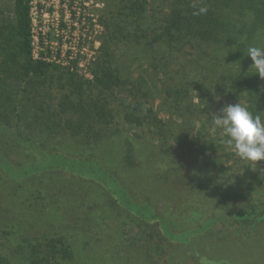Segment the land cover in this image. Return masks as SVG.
<instances>
[{"label":"trees","instance_id":"1","mask_svg":"<svg viewBox=\"0 0 264 264\" xmlns=\"http://www.w3.org/2000/svg\"><path fill=\"white\" fill-rule=\"evenodd\" d=\"M193 3L194 0H163L151 8V0H107L101 15L106 33L103 50L93 69V87L70 73L65 76L67 83L62 86L67 90L59 110L44 107L39 102H44V98L40 96L33 104L26 99L21 113L15 114L21 117L11 119L6 116L8 122L16 124L23 119L28 122V128L39 129L47 138L58 136L78 144V148L71 144L72 147L50 150L70 154L65 155L45 152L41 146L28 141L38 158L17 166L4 165L6 171L17 173V180L26 179L17 191L25 189L31 202L32 199L40 200L35 206L40 208L42 217H49V206L58 201L47 199L45 179L30 177L37 172L68 169L96 180L107 189L98 188L89 195L92 201L85 200L88 210L94 208V215L99 211L94 223L88 220L83 225L82 217L88 219L89 213L72 214L70 221L65 219L66 225L75 224L74 229L82 237L81 245L92 254V264H116L118 259L115 257L119 256L113 248L115 238L109 232L111 229L103 226L106 207L105 201L99 200L104 196L116 208H124L129 214L132 211L144 220L158 219L167 237L182 242L190 241L191 235L205 232L221 222L251 224L264 219V200L254 199L230 185L212 182L196 171L184 169L168 150L161 149L157 143H149L138 132L130 134L119 127L113 129V114L107 111L106 92L128 91L132 111L126 110V121L141 127L158 119L151 107L144 109V95H151L154 91L148 79L132 75L131 70L137 62L149 63L154 74L153 84L157 85L156 78L160 80L165 106L185 122L183 129L188 132L187 136L200 142L202 147L208 141L215 142L216 146L208 149L210 154L223 149L224 143L220 135L211 137L208 128L202 131L198 125L201 124L202 129L206 125L213 127L209 113L214 112L220 97L243 100L254 114L264 111V78L256 73L252 67L254 61L246 55L249 45L264 47V0H203L209 11L202 16L193 15ZM14 15L12 34L22 58L20 80H27L40 93L42 87L37 80L47 76L51 64L33 57L28 0H15ZM13 56L17 61L18 55ZM3 87L1 84L0 101L5 96L4 90H9ZM193 92L197 95L193 96ZM73 95H77V99L70 100ZM205 99L210 100L205 103ZM64 115L67 118L63 120ZM154 123L157 128L163 125L161 120ZM106 137L113 138L114 144L99 142ZM113 161L115 166H112ZM43 163L47 166L40 167ZM144 172L155 181L144 183ZM163 178H173L183 190L212 201L215 206L213 214L201 225L176 231L166 217L156 212L154 204L136 201L129 192L131 183H137L139 187L149 186L154 193L158 189L156 181ZM31 181L35 185L28 187ZM150 182H154V186ZM30 214L32 212H28ZM25 224L26 221L22 220L18 225L16 219L0 224L2 233L11 240V243L3 244L9 251L0 245V264H22L23 260L26 264H73L74 255L60 256L57 252V249L64 252L68 247L64 245L67 227L64 232L45 231L38 236L21 235L14 240L15 232L26 228Z\"/></svg>","mask_w":264,"mask_h":264},{"label":"rangeland","instance_id":"2","mask_svg":"<svg viewBox=\"0 0 264 264\" xmlns=\"http://www.w3.org/2000/svg\"><path fill=\"white\" fill-rule=\"evenodd\" d=\"M106 1L48 0V4L43 5L47 9V14L36 16L41 25V30L38 32L44 37L43 48L38 52L49 57L56 56L62 49L68 52L61 60L50 62V72L46 77L37 80L42 87L39 93L34 90L30 82L20 80L19 67L22 58L18 54L16 39L12 34L15 0H0V85L4 84L3 88L9 89L4 90L5 96L0 101V224L16 219V223L20 225L22 220L26 221V228L15 232L14 240L21 235L38 236L45 231L64 232V228L67 227L70 232L67 230L64 232L66 238L64 245L68 247L64 252H60L59 249L57 252L60 256L74 255V259H71L73 264H92L93 258L89 250L81 245L82 237L74 229L75 224L66 225L65 219L70 221L72 214L77 216L80 213H89L88 219L82 217V223L84 225L88 220L94 223L99 211L94 215V208H92L93 212L92 209L88 210L89 205H85V200L92 201L89 195L95 193L98 188L102 191L107 189H103L96 180L75 174L68 169L37 172L30 177L45 179L47 199L58 201L49 206V217H42L40 208L35 206L40 200L32 199L31 202L28 200L29 194L24 192L25 189L21 192L17 191L26 179L17 180L15 177L17 173L6 171L4 165L9 163V166L12 164L17 166L37 159L38 156L33 146L28 145V141L38 147L41 146L45 152L63 154L64 151L50 150L72 147V145L78 148V144L75 145V141L61 139L58 136L47 138L38 131L39 129L28 128L26 125L28 122L23 119L16 124L8 122L6 116L11 119L21 117L15 114L21 113L26 99L29 98V102L33 104L36 98L40 99V96L44 98V102L39 100L44 107L50 106L59 110L60 102L64 99L63 95L67 90L62 86L67 83L65 76L70 73L77 80H85L93 87V69L103 50L102 43L106 33V27L101 20ZM161 1L163 0H151L150 7L158 6ZM72 52L71 58L69 54ZM16 54L17 61L13 56ZM131 71L133 76H143L152 85L154 92L151 95L149 93L144 95L146 101L144 109L151 107L158 118L154 121L157 123L161 120L163 125L157 128L153 121L136 127L126 121L127 111H132V98L128 96L129 92L109 91L106 92L109 101L107 111L113 114L111 118L113 129L119 127L130 134L138 132L149 143H157L158 146H162L161 149L168 150L174 161L184 169L196 171L212 182L230 185L233 189L247 193L254 199L264 200V161L258 162L257 165L243 161L226 143L223 149L210 154L208 149H213L216 146L215 142L208 141L206 145L204 144L205 147H202L199 145L200 142H194L187 136L188 132L183 129L185 122L176 118L165 106L160 80L156 78L158 83L153 84L154 74L149 63L137 62ZM194 95H197V92H193ZM73 99H77V95L70 98ZM208 100L210 99H205L204 102L208 103ZM238 102L245 105L243 100L233 101L220 97L213 110L219 112L225 105ZM65 118L67 116L64 115L63 120ZM73 118L76 119L75 116ZM200 125L198 127L202 131L208 128L211 137L220 135V131L214 126L206 125L202 129ZM102 141L106 145L114 144L111 137L99 140ZM76 156L80 157V155ZM45 166L47 164L43 163L40 167ZM112 166H115V162ZM142 175L144 183L155 181L148 178L145 172ZM164 180L156 181L158 189L154 193L149 186L139 187V184L130 182L129 192L136 201L145 200L154 204L156 212L166 217L176 231L201 225L213 214L215 206L212 201L183 190L173 178ZM31 182L33 185H27L28 187L35 185L33 181ZM150 183L154 186V182ZM108 199L104 196L103 200L99 201H105L106 207L103 226L110 228L111 230L108 231L115 238L113 248H116L119 254V256L115 255L118 259L116 264H264V219H258L251 224L221 222L205 232L191 235L190 241L182 242L167 237L158 219L144 220L132 211V214H129L124 208H116L107 201ZM28 212L32 214L28 215ZM72 218H75V215ZM2 232L0 228V245L5 247L4 250L9 251L3 244L11 243V240ZM180 236L183 237L184 234L181 233ZM22 264L26 262L23 260Z\"/></svg>","mask_w":264,"mask_h":264},{"label":"clouds","instance_id":"3","mask_svg":"<svg viewBox=\"0 0 264 264\" xmlns=\"http://www.w3.org/2000/svg\"><path fill=\"white\" fill-rule=\"evenodd\" d=\"M193 15H207L209 9L203 0H194ZM247 56L254 61L252 67L264 78V47L249 45ZM210 114L211 124L220 131L221 142L226 143L243 161H264V111L255 114L241 103L227 104L219 112Z\"/></svg>","mask_w":264,"mask_h":264},{"label":"built area","instance_id":"4","mask_svg":"<svg viewBox=\"0 0 264 264\" xmlns=\"http://www.w3.org/2000/svg\"><path fill=\"white\" fill-rule=\"evenodd\" d=\"M59 1V0H58ZM48 0H30L29 1V7H30V17L32 21V41H31V46H32V51H33V57L35 59H42L47 62H52V61H57L61 60L63 56L67 55V50H61L59 54L57 53L56 56H46L43 53L38 52L39 49L43 48L42 45V40L44 37H41L40 33L38 30H41V25L40 21H38V15H46L47 14V9L43 7V5H47ZM37 16V17H36ZM40 28V29H39ZM69 57H73V52L69 54ZM58 58V59H57Z\"/></svg>","mask_w":264,"mask_h":264}]
</instances>
